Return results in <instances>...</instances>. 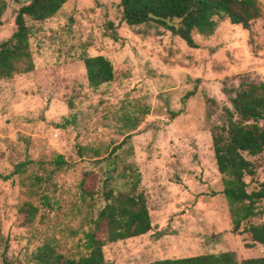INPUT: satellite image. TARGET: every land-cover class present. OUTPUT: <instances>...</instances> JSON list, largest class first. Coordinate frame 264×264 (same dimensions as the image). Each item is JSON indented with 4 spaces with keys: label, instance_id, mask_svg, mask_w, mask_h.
<instances>
[{
    "label": "rangeland",
    "instance_id": "rangeland-1",
    "mask_svg": "<svg viewBox=\"0 0 264 264\" xmlns=\"http://www.w3.org/2000/svg\"><path fill=\"white\" fill-rule=\"evenodd\" d=\"M29 1H8L0 43ZM257 1L261 16L247 29L223 17L212 35L192 34L195 47L154 22L126 25L118 0H66L53 18L27 21L34 69L0 80V264L4 252L12 264H33L37 247L50 239L61 253L80 251L87 213L104 205L106 162L98 161L119 144L107 184L127 189L118 173L133 164L152 227L107 244L104 264L227 251L239 259L264 256V248H245L244 236L231 232L210 134L222 109L231 108L230 91L243 82L264 84V0ZM97 55L111 61L114 80L92 89L82 58ZM58 155L68 164L61 170L54 165ZM246 158L256 163L254 177H245L247 190H257L264 156ZM80 189L96 194L81 201ZM27 204L36 209L32 220ZM258 209L264 220V200Z\"/></svg>",
    "mask_w": 264,
    "mask_h": 264
},
{
    "label": "trees",
    "instance_id": "trees-1",
    "mask_svg": "<svg viewBox=\"0 0 264 264\" xmlns=\"http://www.w3.org/2000/svg\"><path fill=\"white\" fill-rule=\"evenodd\" d=\"M8 1L0 0V25ZM16 2L17 0H12ZM123 22L139 26L150 22L166 26L187 45L195 47L192 34L210 36L214 33L218 19L226 17L233 25L244 29L261 16V5L257 0H118ZM66 0H30L21 6L15 16L16 29L11 37L0 43V80L14 75L29 73L34 69L30 49V29L27 21L43 22L56 16ZM177 21V26L173 25ZM115 39V32L111 33ZM88 86L97 89L114 80V69L110 60L102 55L82 58ZM231 108L224 107L219 123L210 129L213 154L218 173L222 176V193L231 214V232L235 238L244 236L245 248H264V220L257 219L264 200V183L257 190L248 191L245 177H254V158L264 156V84L243 82L230 91ZM194 95L187 93L183 102ZM214 105L215 101L208 99ZM181 111H179V114ZM178 114V113H177ZM176 114V115H177ZM175 115V114H174ZM214 113L208 110L210 120ZM122 144L113 147L107 157L105 186L102 189L104 205L95 214L87 213V229L82 232L76 248L80 251L66 255L61 253L54 240L45 241L33 253V264H104V247L107 244L142 236L151 230V217L147 200L139 189L140 173L133 164L125 165L118 176L128 181L125 190H117L107 182L116 171V161L110 159ZM98 154V153H96ZM56 170L68 166L63 156L54 159ZM22 172L24 169H21ZM35 185L41 182L35 177ZM80 200L92 199L96 191L80 189ZM48 206L47 195L41 196ZM26 213L32 220L35 207L26 205ZM81 211H79L80 213ZM247 240V241H246ZM241 240H239V243ZM4 264H12L4 252ZM150 264H264V256L239 259L236 252L227 251L180 259H162Z\"/></svg>",
    "mask_w": 264,
    "mask_h": 264
}]
</instances>
